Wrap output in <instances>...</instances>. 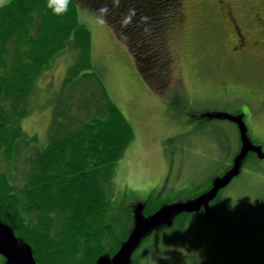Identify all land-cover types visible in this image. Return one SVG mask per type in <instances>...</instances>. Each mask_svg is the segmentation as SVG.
Listing matches in <instances>:
<instances>
[{"label":"trees","instance_id":"trees-1","mask_svg":"<svg viewBox=\"0 0 264 264\" xmlns=\"http://www.w3.org/2000/svg\"><path fill=\"white\" fill-rule=\"evenodd\" d=\"M78 6L104 18L127 47L149 87L159 92L170 83L174 67L170 36L184 19L182 0H70L68 11L62 14L54 13L48 0H10L3 4L0 227L9 230L15 245L28 248L33 264H99L119 252L135 229L137 215L150 221L162 220L139 240L145 244L141 253L135 255V249L131 252L136 257L133 264H140L141 257L148 255L161 239L180 236L191 218L205 212L204 206L198 212L170 210L209 193L214 179L232 169L241 150V135H237L238 147L229 166L209 177L206 188L196 181L189 185L180 177L173 181L169 170L159 190L151 189L140 208L130 201L111 215L116 165L131 144L134 131L108 99L94 72L91 35L78 19ZM67 53L65 60L71 64L66 69L63 89L57 91L52 103L46 133L39 139L28 136L23 122L39 108L49 107L45 102L37 105L40 93L36 83L53 60ZM159 78L165 80V86L157 83ZM88 88L94 92L88 93ZM179 91L169 90L166 105L182 116L185 125H194L188 132L189 138H194L198 136L195 133L202 134L203 124L218 118H208V110L191 112ZM176 139L165 140L168 151ZM254 155L253 151L247 152L237 175L217 190L207 204L208 210L218 207L223 192L247 160L255 159ZM173 183V190L188 188L190 197H178L174 191L177 197L162 200L163 191ZM0 264H8L3 254Z\"/></svg>","mask_w":264,"mask_h":264},{"label":"rangeland","instance_id":"rangeland-1","mask_svg":"<svg viewBox=\"0 0 264 264\" xmlns=\"http://www.w3.org/2000/svg\"><path fill=\"white\" fill-rule=\"evenodd\" d=\"M9 1L3 0L0 7ZM182 3L184 19L170 36L172 77L168 86L164 79L156 80L165 86L159 92L143 80L127 47L104 18L87 8H77L79 21L91 35L94 72L108 99L134 131L131 144L116 165L111 215L130 201L140 208L151 189L159 190L163 183L159 177L169 170L173 181L180 177L189 185L196 181L202 189L206 188L209 177L221 174L229 166L242 128L244 138L258 155L254 153L255 159L247 160L223 192L217 208L207 212L203 208L205 212L191 218L180 236L161 239L148 255L141 257L140 264H264V46L249 42L247 51L252 56L233 55L235 34L216 13L217 6H208L205 0ZM241 29L247 39L261 38L249 24H242ZM68 54L53 60L36 83L40 98L32 100L39 101L37 105L45 102L49 107L39 108L23 122L28 136L39 139L46 133L52 103L57 91L63 89L66 69L71 64L65 60ZM170 89H180L191 112L208 110L218 119L203 124L201 135L197 132L194 135L198 136L189 138L188 131L182 128V116L166 105ZM91 92L94 90L88 88ZM173 137L177 139L168 151L164 142ZM173 189L175 183L163 191L162 200L177 197V192L178 197H190L186 187ZM137 246L135 255L144 249V240ZM119 260L114 264H119ZM133 260L136 257L130 256L128 264H133Z\"/></svg>","mask_w":264,"mask_h":264},{"label":"water","instance_id":"water-1","mask_svg":"<svg viewBox=\"0 0 264 264\" xmlns=\"http://www.w3.org/2000/svg\"><path fill=\"white\" fill-rule=\"evenodd\" d=\"M206 116H208V118H216L215 115H209V113H207ZM220 116L221 115H218L217 117ZM243 130L244 129L242 128L240 130L241 150L238 156L233 161L232 169L228 171L223 177L214 179L213 187L209 193L200 196L192 203L177 205L172 210H170V212L180 210L196 212L200 209L201 206H204L205 208L208 202L215 196L217 190L226 185L230 181L232 176L237 175L242 160L245 158L247 152L253 151L257 154V151L252 147L251 143L244 138ZM193 203H196V205H192ZM207 208L205 209L206 212L209 211ZM136 221L137 224L129 239L124 243V245L115 256L108 259L107 264H114V261L116 259H120L119 264H128L130 261L131 252L133 251V249H135L141 237L150 232V230H152L154 226L159 225L162 220L156 219L155 221H150L149 219L146 220L143 219L140 215H137ZM140 223H143L144 225L140 226ZM139 230L141 231L140 235H138ZM15 244L16 242L9 230L0 227V254H3L6 257L8 264H33L28 248H21L20 246Z\"/></svg>","mask_w":264,"mask_h":264},{"label":"flooded vegetation","instance_id":"flooded-vegetation-1","mask_svg":"<svg viewBox=\"0 0 264 264\" xmlns=\"http://www.w3.org/2000/svg\"><path fill=\"white\" fill-rule=\"evenodd\" d=\"M207 5L217 6V14L221 15L235 34V45L232 47L235 56H252L247 51L249 42L255 46H264V0H205ZM241 5V8L239 7ZM237 12V15L235 13ZM251 25L259 32L261 38L247 39L241 29L242 24Z\"/></svg>","mask_w":264,"mask_h":264},{"label":"clouds","instance_id":"clouds-1","mask_svg":"<svg viewBox=\"0 0 264 264\" xmlns=\"http://www.w3.org/2000/svg\"><path fill=\"white\" fill-rule=\"evenodd\" d=\"M3 0H0L2 3ZM70 0H48V7L52 8L56 14H62L68 11Z\"/></svg>","mask_w":264,"mask_h":264},{"label":"crops","instance_id":"crops-1","mask_svg":"<svg viewBox=\"0 0 264 264\" xmlns=\"http://www.w3.org/2000/svg\"><path fill=\"white\" fill-rule=\"evenodd\" d=\"M182 128L184 129V131H190V125H185L184 123H182ZM202 137V136H201ZM203 138V137H202ZM212 146V145H211ZM213 148V147H212ZM164 175L163 176H160V182H162L164 180Z\"/></svg>","mask_w":264,"mask_h":264}]
</instances>
